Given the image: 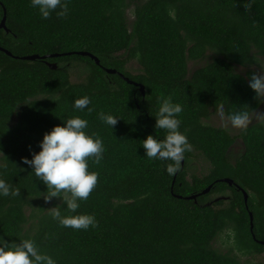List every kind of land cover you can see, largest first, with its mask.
<instances>
[{"label": "trees", "instance_id": "obj_1", "mask_svg": "<svg viewBox=\"0 0 264 264\" xmlns=\"http://www.w3.org/2000/svg\"><path fill=\"white\" fill-rule=\"evenodd\" d=\"M4 7L9 31L0 28V46L13 55L0 49V179L18 193L0 196V237L31 239L57 264H243L241 255L264 251V123L254 119L264 101L247 85L251 65L264 57V0H68L65 17L47 19L29 0H0V21ZM28 54L45 58L15 57ZM190 60L206 62L191 71ZM74 63L85 66L79 81L71 80ZM105 67L142 83L145 94ZM83 95L91 111L72 107ZM165 96L182 105L179 128L191 145L173 175L140 145L146 134L164 136L151 113ZM221 104L226 116L246 110L247 128L235 135L206 122ZM99 112L118 116L116 124L105 125ZM72 115L104 145L98 164L88 160L97 183L76 210L94 215L96 226L86 230L52 220L47 207L60 198L46 202V186L21 159ZM237 138L244 147L232 159ZM193 148L209 160L208 172L188 173ZM237 185L248 192V208ZM223 232L232 239L226 251L213 244Z\"/></svg>", "mask_w": 264, "mask_h": 264}, {"label": "clouds", "instance_id": "obj_2", "mask_svg": "<svg viewBox=\"0 0 264 264\" xmlns=\"http://www.w3.org/2000/svg\"><path fill=\"white\" fill-rule=\"evenodd\" d=\"M42 19L54 14L65 17L68 14V0H29ZM247 85L253 90L257 101H264V70L248 73ZM53 100V99H52ZM90 101L87 95L74 97L72 107L76 110L87 107ZM183 110L179 102L170 96L158 98V107L154 117V129L164 130V136L146 134L141 140L144 156L150 160L166 161L164 170L168 175L176 173L186 151L191 145L186 134L180 130L178 114ZM216 111L221 120L225 119L224 105H217ZM117 117L111 113L99 112L98 118L112 128ZM257 119L264 123V112H257ZM227 122L234 128L246 129L250 116L246 110L229 111ZM88 121L80 115L64 118L62 124L53 125L42 134L38 141L39 149L31 156L22 157L24 164L31 168V173L46 186L43 199L59 197L60 203L47 207L48 215L58 225L72 229H88L96 226V219L91 213H79L80 201L86 200L97 183V173L89 170L88 160L98 164L103 158L104 145L95 132H86ZM18 189L4 179H0V196H15ZM63 206V207H61ZM0 264H57L47 252L41 251L31 239L5 240L0 237Z\"/></svg>", "mask_w": 264, "mask_h": 264}, {"label": "rangeland", "instance_id": "obj_3", "mask_svg": "<svg viewBox=\"0 0 264 264\" xmlns=\"http://www.w3.org/2000/svg\"><path fill=\"white\" fill-rule=\"evenodd\" d=\"M132 18H133L132 13L129 12V20L131 21ZM259 57H260L259 61L256 64L251 65V67L255 68L256 71L264 70V57L263 56H259ZM205 62L206 60H202V61L190 60L189 61L190 70L193 71L197 67L203 65ZM238 67L240 71L244 70L243 67L241 66H238ZM128 68L131 70V72L137 73L140 69V66L136 61H132L128 64ZM85 72L86 70H85L84 64L74 63L71 68V80L79 81L83 79ZM257 112H264V102L254 114V117H255L254 119H257ZM205 121L215 126L225 127L226 129H228L230 133L235 134V135H237L238 132L240 131L239 128H234L227 122L226 115H225V119L221 120L217 112L212 113L211 116ZM243 147L244 145H243L241 138H237L229 150L231 158L234 159L236 156H238L243 151ZM192 152L193 153L190 156V160L188 162V173L190 175L192 174L201 175V174L208 172L210 168L209 160H207V158L200 151L194 148L192 149ZM27 210L29 211V208H27ZM228 232L231 233V236L233 235L231 231L228 230ZM231 240L232 239L226 237V232H223L216 237L213 244L217 249L221 251H226L230 246ZM241 261L243 264H246L251 261H263L264 262V251L256 255H241Z\"/></svg>", "mask_w": 264, "mask_h": 264}, {"label": "water", "instance_id": "obj_4", "mask_svg": "<svg viewBox=\"0 0 264 264\" xmlns=\"http://www.w3.org/2000/svg\"><path fill=\"white\" fill-rule=\"evenodd\" d=\"M0 28H5L7 31H9V28L6 26V9H5V7H4V15H3V17H2V19L0 21ZM0 49L5 51L9 55H13V53L10 50H8V49H6V48H4L2 46H0ZM69 53H71V52H69ZM77 53L78 54H82V55H89V56H91L92 58L95 59L96 63H98V64L100 63V59L96 55L92 54L91 52L81 50V51H77ZM15 57H21V58H24V59H36V58H40V57L41 58H45V56H40L39 54H28V55L15 56ZM48 64L52 68H57V63L56 62H48ZM105 69L108 72H118L127 81L138 85L140 87L141 92L143 94H145V86L142 83L130 79L128 76H125L122 72H119L115 68L105 67ZM181 163L182 164L184 163V157L182 158ZM221 180L226 181L229 184H233L234 183V180L232 178H230V177H223V178H221ZM237 186L239 187V185H237ZM210 188H211V185L207 186L201 193H205V192L209 191ZM239 188L243 191L245 204H246V207L248 208V203H247V201H248V192L246 190H244L243 188H241V187H239ZM179 196H181V195H179ZM187 197L196 199L197 196L195 194H193V195H189ZM220 197H224V196H220ZM249 215H250V229L252 231L253 237L255 238V234L253 233V227H254L253 218H254V216H253V212L251 210H249ZM259 241L264 243V240H259Z\"/></svg>", "mask_w": 264, "mask_h": 264}, {"label": "flooded vegetation", "instance_id": "obj_5", "mask_svg": "<svg viewBox=\"0 0 264 264\" xmlns=\"http://www.w3.org/2000/svg\"><path fill=\"white\" fill-rule=\"evenodd\" d=\"M260 107H261V106H260ZM260 107H259V108H260Z\"/></svg>", "mask_w": 264, "mask_h": 264}]
</instances>
